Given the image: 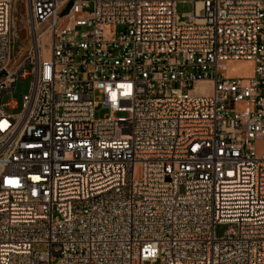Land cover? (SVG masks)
Wrapping results in <instances>:
<instances>
[{
	"label": "built area",
	"instance_id": "1",
	"mask_svg": "<svg viewBox=\"0 0 264 264\" xmlns=\"http://www.w3.org/2000/svg\"><path fill=\"white\" fill-rule=\"evenodd\" d=\"M25 8L12 66L0 0V264H264V0Z\"/></svg>",
	"mask_w": 264,
	"mask_h": 264
},
{
	"label": "rangeland",
	"instance_id": "2",
	"mask_svg": "<svg viewBox=\"0 0 264 264\" xmlns=\"http://www.w3.org/2000/svg\"><path fill=\"white\" fill-rule=\"evenodd\" d=\"M176 11L181 20L187 19V14L193 11L192 1H180L176 5ZM12 27H11V39H12V53L10 58V65H15L23 60L29 46L31 45L30 36L28 34L27 15L25 8V0H12ZM229 69L227 71L228 76H249L252 74L254 63L252 61L240 60L228 62ZM31 65L25 64V70L31 72ZM33 76L29 74L27 76L18 75L15 84V90L11 93H5L1 102L3 104V110L7 114H17L22 109L23 95L30 92ZM15 101V106L11 107L7 104L9 100ZM108 113V109L105 107H97L94 111L95 118H101L104 114ZM120 115V114H117ZM264 148V143H262ZM226 224H219L215 227L217 236H222ZM36 250H43V246H35ZM144 264H158V262H145Z\"/></svg>",
	"mask_w": 264,
	"mask_h": 264
}]
</instances>
